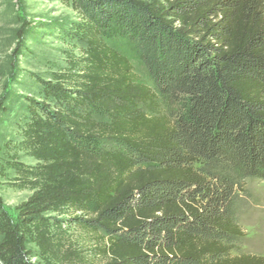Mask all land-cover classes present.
Here are the masks:
<instances>
[{
	"label": "trees",
	"instance_id": "obj_1",
	"mask_svg": "<svg viewBox=\"0 0 264 264\" xmlns=\"http://www.w3.org/2000/svg\"><path fill=\"white\" fill-rule=\"evenodd\" d=\"M66 1L81 22L31 101L20 146L37 164L13 169L34 193L17 218L0 198V264H37L31 244L38 264H84L69 224L105 264H264L233 255L264 180V0Z\"/></svg>",
	"mask_w": 264,
	"mask_h": 264
},
{
	"label": "rangeland",
	"instance_id": "obj_2",
	"mask_svg": "<svg viewBox=\"0 0 264 264\" xmlns=\"http://www.w3.org/2000/svg\"><path fill=\"white\" fill-rule=\"evenodd\" d=\"M80 22V15L66 0H0V198L12 218H17L18 208L34 193L18 181L13 169V163L27 167L37 164L20 146L31 101H42V82L50 81L67 67V56L72 52L70 33ZM113 47L129 59L139 81L151 86L148 71L136 57L132 44L123 41ZM74 55L79 53L74 51ZM170 107H166L168 111ZM247 190L249 197L239 216L245 237L233 255L264 258V180L249 181ZM75 216L80 215L59 219L68 221ZM66 230L84 264L107 262L92 234L74 224L66 226ZM27 248L33 254L32 262L38 264L37 248L33 244Z\"/></svg>",
	"mask_w": 264,
	"mask_h": 264
}]
</instances>
